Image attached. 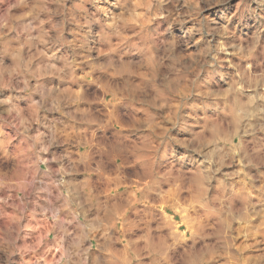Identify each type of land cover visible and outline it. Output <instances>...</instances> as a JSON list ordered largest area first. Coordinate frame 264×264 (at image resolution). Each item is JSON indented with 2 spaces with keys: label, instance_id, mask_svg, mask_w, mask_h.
<instances>
[{
  "label": "clouds",
  "instance_id": "clouds-1",
  "mask_svg": "<svg viewBox=\"0 0 264 264\" xmlns=\"http://www.w3.org/2000/svg\"><path fill=\"white\" fill-rule=\"evenodd\" d=\"M0 264H264V0H0Z\"/></svg>",
  "mask_w": 264,
  "mask_h": 264
}]
</instances>
